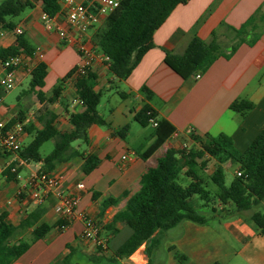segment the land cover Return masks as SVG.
<instances>
[{
	"label": "crops",
	"instance_id": "0c3cea01",
	"mask_svg": "<svg viewBox=\"0 0 264 264\" xmlns=\"http://www.w3.org/2000/svg\"><path fill=\"white\" fill-rule=\"evenodd\" d=\"M29 1L32 7L13 18L14 27L3 29L0 36V48L13 44L15 36L22 35L33 49L31 55L24 54V65L16 69L18 81L14 88L27 84L17 96L16 103L6 104L8 91L0 89V120L9 121L19 115L23 119V126L31 125L33 129H39L41 124L35 114L46 104L54 114L53 125L56 130L70 131L69 114L84 110V106L76 101L74 77H66L77 64L79 56L74 45L61 41L56 33V27L64 30H70V27L58 13L52 17L51 25H46L41 20L42 3L39 0ZM57 1L61 7L62 0ZM253 14L257 20L258 39L250 45L239 44L229 57L219 56L205 72L183 79L164 63L165 53H180L194 35L208 41L212 32H215L222 52L227 54L235 38L223 24L238 28ZM102 21L103 18H100L97 25L87 30L86 45L94 53L90 68L95 76L93 89L101 92L96 110L106 125H90L87 129V144L78 141L72 143L82 156L93 154L99 158V163L85 174L81 170L83 157L75 156L56 163L48 173L62 176V187L78 196V208L97 221L98 235L106 239L111 234L103 226L124 208L127 198L139 190L141 175L160 152L153 153L146 160L140 157L154 141V127L149 124L152 131L147 132L134 120L135 113L144 103L149 104L159 119H165L174 128L161 148L181 150L197 147L194 137L198 140L205 134H225L232 139L237 150L243 151L264 126V0H187L177 5L155 30L153 47L141 57L124 80L110 73L107 62L101 58L91 40L93 31ZM38 63L47 67L40 91L44 99H51L50 103L39 101L35 92H27L30 72ZM57 85L60 91L55 97L53 88ZM143 87L151 92L148 100L142 92ZM105 93L112 101L106 117L98 112ZM236 100H246L253 104V108L243 116L229 108ZM32 136L33 132L24 131L21 144L25 145L24 140H31ZM47 142H51L53 147V140ZM7 156L6 152L0 150V213L4 212L5 220L16 228L12 242L21 238L31 242L32 229L41 223L53 226L63 222L61 226L53 227L43 238L34 241L30 248L38 241H53L63 234H69L72 240V243L65 245V250L82 245L92 247L91 242L81 237V222L65 220L57 211L53 194H47L39 202L31 197L27 179L30 174L43 169L42 163H28L19 170L17 178L8 180L3 173L5 169L1 171ZM226 163L229 165L230 162ZM207 174L210 172L207 171ZM78 184H82L83 188H77ZM107 198H114L117 203L101 212L102 203ZM247 213L244 212V215H250L251 212ZM240 215H229L233 221L226 222L225 227L234 240L242 244V249L229 250L231 252H226L225 256H228L230 264H248L249 260L252 262L250 264H264V260L261 263L256 260L253 250V254L249 252L250 247L255 249L260 244L264 249V238L257 234L251 222ZM120 226L118 223L117 227ZM203 226L181 222L176 226L180 229L181 237L177 239L176 245H170L169 248L174 247L178 251L196 243L204 231ZM65 250L61 253L63 257L68 253ZM18 259L13 264H18ZM214 261L225 264L223 260Z\"/></svg>",
	"mask_w": 264,
	"mask_h": 264
},
{
	"label": "trees",
	"instance_id": "16d2710c",
	"mask_svg": "<svg viewBox=\"0 0 264 264\" xmlns=\"http://www.w3.org/2000/svg\"><path fill=\"white\" fill-rule=\"evenodd\" d=\"M39 1L42 3V12L48 17H53L60 11L57 0ZM186 2L187 0H121L119 6L105 16L91 36L96 49L108 57L106 62L110 73L117 79H126L141 57L153 47L152 36L155 30L177 5ZM31 7L29 0H0V28L12 29L14 23L11 20ZM255 14L238 28L223 24L235 38L227 54L222 52L215 32H212L208 41L194 35L180 53H165L164 63L183 79L205 72L219 56L229 57L239 44L250 45L258 39ZM18 53H33L32 47L22 35H16L13 44L0 48V61ZM74 73L73 68L66 77H74L76 96L82 102L84 110L69 114L68 121L72 129L57 131L53 125L54 114L46 104L35 114L41 128L23 126V131L33 132V136L27 144L21 146L18 155L27 163H42V172H48L58 162L82 156L72 143L78 141L87 144L88 127L92 124L106 125L96 110L101 92L93 89L94 74L88 71L85 75L73 76ZM46 74V65L38 63L30 72L27 92H35L39 101L50 103L51 99H44L40 91ZM59 91L60 86H55L53 95L58 96ZM142 92L148 100L151 92L146 87L142 88ZM118 94L123 96L121 92ZM229 108L244 116L253 108V104L246 100H236ZM134 120L143 127L149 125L150 120L157 122L153 130L154 141L140 154L146 160L160 150L174 128L165 119H159L148 103H144L135 113ZM15 121L22 122L23 119L16 115L10 119V124ZM194 139L198 143L197 147L181 150L167 148L156 155L152 164L147 165L140 177L139 190L128 197L124 208L103 226L111 234L106 238V247L111 256L99 255L96 260L118 264V260L127 258L141 245H145L146 264H149L150 246L158 233L173 229L183 221L196 225L207 224L208 219L198 206L213 204L210 211L218 216L214 204H219L223 215L229 216L250 211L264 199V126L243 151L237 150L232 139L225 134H205L201 139ZM49 140H53L52 150L42 155L41 146ZM82 157L81 170L88 174L96 168L99 158L93 154ZM209 159L214 160L215 166L207 174ZM226 162L235 165L233 178L228 186L225 185L222 168V164ZM236 172H240V175ZM3 173L8 180L16 178V174L11 173L8 168ZM209 182L217 187L216 191L207 189ZM126 196L127 193L124 194ZM196 196L204 204L198 205ZM116 203L114 198L105 199L101 212ZM5 217L4 212L0 213V264H13L29 250L34 241L43 238L53 227H59L63 223L53 226L41 223L32 229L31 242L24 238L12 242L16 228ZM249 218L257 234L264 238V212L251 211ZM118 223L121 224L120 227H117ZM68 249L69 252L57 264H69L74 249ZM211 264L221 263L214 261Z\"/></svg>",
	"mask_w": 264,
	"mask_h": 264
},
{
	"label": "built area",
	"instance_id": "2783aa9c",
	"mask_svg": "<svg viewBox=\"0 0 264 264\" xmlns=\"http://www.w3.org/2000/svg\"><path fill=\"white\" fill-rule=\"evenodd\" d=\"M121 0H85L77 2L75 0H62L58 14L69 25L70 30H64L56 27L58 38L65 43H72L79 56V60L75 65V73L73 76L85 75L90 71L93 51L86 45V32L99 23L100 18H105L107 14L117 8ZM41 20L48 26L51 25L52 17H48L45 13L41 14ZM3 29L0 28V36ZM100 52V51H99ZM100 56L104 61H108V57L100 52ZM25 63L23 53H18L7 57L0 61V89L7 92L13 89L17 84L16 69ZM199 77V75H196ZM79 104L82 102L77 99ZM150 124L155 127L157 122L150 120ZM22 122L15 121L10 124L9 121L0 120V150L8 154L6 164L1 169H9L11 173L18 177L19 170L28 163L18 155L21 149V138L23 135ZM167 148L160 149L161 152ZM240 175V172H236ZM27 187L29 188L31 197L39 202L47 194H53L56 197V209L65 220H76L82 224L81 237L93 244L95 248H99L97 254L104 257H110L111 253L106 247V239L99 237V225L91 216L78 208L79 198L76 194L67 192L62 187V176H54L48 172H36L28 176ZM77 188L82 189L83 185L78 184ZM18 196V194H16ZM137 248L127 258L118 260L120 264H146L147 256L143 249ZM97 250V249H96Z\"/></svg>",
	"mask_w": 264,
	"mask_h": 264
},
{
	"label": "rangeland",
	"instance_id": "374dc122",
	"mask_svg": "<svg viewBox=\"0 0 264 264\" xmlns=\"http://www.w3.org/2000/svg\"><path fill=\"white\" fill-rule=\"evenodd\" d=\"M26 86L27 84H23L22 86L9 90L5 97V103L15 104L17 96H19L21 90L25 89ZM111 104L112 101L107 97V94H103L102 101L98 107V112L106 117ZM144 128L147 132L152 131L149 125L144 126ZM29 141L30 138H27L24 140V144H27ZM51 148L52 143L46 142L42 145L40 152L42 154H47L50 152ZM214 166V160L209 159L207 171L211 172ZM222 168L224 172L225 185L228 186L233 178L235 165L231 163H229V165L224 163L222 164ZM184 182H187V180H184ZM207 189L210 191H216L217 187L209 182ZM195 200L198 205L204 204V201L200 200L197 196L195 197ZM211 206H213V204L198 206L199 210L208 219V222L203 226L204 231L199 235L196 243L180 248L177 251V248H169V246L176 245L177 239L181 237L180 229H178L179 227L168 231H162L156 235L155 240L151 243L149 250V264H210L214 260H223L225 264H228V256H225L226 252L229 250H241L242 244L235 241L234 237L225 227L226 222L233 221L232 216H224L223 212L219 210V205L214 204L216 213L218 214V216H215L210 211ZM251 211L264 212V199L258 205L253 207L250 212ZM247 212L249 211H246L245 213ZM240 216L252 223L249 215L241 213ZM67 243H72L71 236H69V234H63L53 241H38L18 259V264H57L63 257L61 253L65 250V245ZM141 248L146 254L145 245ZM251 250H253L254 257H257L256 260L261 263L264 260L263 246L261 244L257 245L255 249L250 247V253ZM65 252H69V249L65 250ZM97 257H99V255L93 246L82 245L74 248V253L69 259V264H111L96 260ZM250 261L251 260L247 261L249 262L248 264L252 263Z\"/></svg>",
	"mask_w": 264,
	"mask_h": 264
}]
</instances>
